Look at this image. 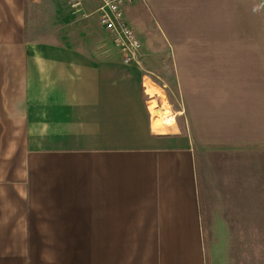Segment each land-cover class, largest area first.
<instances>
[{
    "label": "crops",
    "instance_id": "0c3cea01",
    "mask_svg": "<svg viewBox=\"0 0 264 264\" xmlns=\"http://www.w3.org/2000/svg\"><path fill=\"white\" fill-rule=\"evenodd\" d=\"M99 5L0 0V264H206L264 223V0H132L138 65Z\"/></svg>",
    "mask_w": 264,
    "mask_h": 264
},
{
    "label": "rangeland",
    "instance_id": "374dc122",
    "mask_svg": "<svg viewBox=\"0 0 264 264\" xmlns=\"http://www.w3.org/2000/svg\"><path fill=\"white\" fill-rule=\"evenodd\" d=\"M128 4L130 2L126 5ZM79 5L82 4L74 3L72 7L78 9L77 7ZM113 54H116L114 49ZM155 84L160 87L159 90L161 89L160 91L166 104L162 103L163 100L161 97H156L155 102L158 107L163 104L173 114V106L169 104V100L174 99L172 94L166 87H163L159 80H156ZM167 95L171 97L169 100ZM160 113H162V110ZM253 219L249 218L248 220L252 222ZM258 219L260 218L257 217L256 212V218L254 220L257 221ZM260 221L263 222L264 219L262 218ZM251 237L254 239H251ZM204 247L206 264H264V223L234 225L229 234H216L213 240L205 242Z\"/></svg>",
    "mask_w": 264,
    "mask_h": 264
},
{
    "label": "built area",
    "instance_id": "2783aa9c",
    "mask_svg": "<svg viewBox=\"0 0 264 264\" xmlns=\"http://www.w3.org/2000/svg\"><path fill=\"white\" fill-rule=\"evenodd\" d=\"M100 5L96 10L99 25L108 33L114 47L119 52L124 64H139L142 49L141 40L137 32L126 22L124 7L132 0H99ZM174 112L170 120V126L174 125L177 115Z\"/></svg>",
    "mask_w": 264,
    "mask_h": 264
},
{
    "label": "bare ground",
    "instance_id": "6f19581e",
    "mask_svg": "<svg viewBox=\"0 0 264 264\" xmlns=\"http://www.w3.org/2000/svg\"><path fill=\"white\" fill-rule=\"evenodd\" d=\"M172 115H173V114H172V113H170V116H169V117H172Z\"/></svg>",
    "mask_w": 264,
    "mask_h": 264
}]
</instances>
